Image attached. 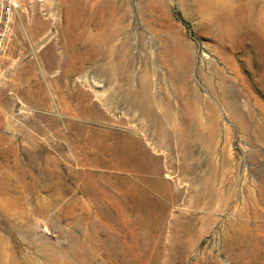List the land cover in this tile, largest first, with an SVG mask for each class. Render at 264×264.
Here are the masks:
<instances>
[{
    "label": "rangeland",
    "instance_id": "1",
    "mask_svg": "<svg viewBox=\"0 0 264 264\" xmlns=\"http://www.w3.org/2000/svg\"><path fill=\"white\" fill-rule=\"evenodd\" d=\"M0 264H264V0H19Z\"/></svg>",
    "mask_w": 264,
    "mask_h": 264
},
{
    "label": "built area",
    "instance_id": "2",
    "mask_svg": "<svg viewBox=\"0 0 264 264\" xmlns=\"http://www.w3.org/2000/svg\"><path fill=\"white\" fill-rule=\"evenodd\" d=\"M18 7L19 0H0V60L7 49Z\"/></svg>",
    "mask_w": 264,
    "mask_h": 264
},
{
    "label": "bare ground",
    "instance_id": "3",
    "mask_svg": "<svg viewBox=\"0 0 264 264\" xmlns=\"http://www.w3.org/2000/svg\"><path fill=\"white\" fill-rule=\"evenodd\" d=\"M198 128V127H196ZM195 130V129H194ZM187 138H195V139H202L203 136L201 135V132L199 130H196L193 134L187 135Z\"/></svg>",
    "mask_w": 264,
    "mask_h": 264
}]
</instances>
